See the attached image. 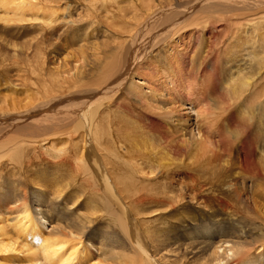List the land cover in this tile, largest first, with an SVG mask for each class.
Here are the masks:
<instances>
[{"label": "bare ground", "instance_id": "6f19581e", "mask_svg": "<svg viewBox=\"0 0 264 264\" xmlns=\"http://www.w3.org/2000/svg\"><path fill=\"white\" fill-rule=\"evenodd\" d=\"M9 9L36 23L13 53L0 44V208L15 206L0 252L23 240L22 264H96L88 232L111 239V264H189L162 250L187 237L193 264H264V0H0ZM184 163L200 177L180 180ZM125 219L126 244L108 232Z\"/></svg>", "mask_w": 264, "mask_h": 264}, {"label": "rangeland", "instance_id": "374dc122", "mask_svg": "<svg viewBox=\"0 0 264 264\" xmlns=\"http://www.w3.org/2000/svg\"><path fill=\"white\" fill-rule=\"evenodd\" d=\"M40 6V5H39ZM38 6V7H39ZM78 9L79 8H81L82 6H79V5H75ZM41 9V8H40ZM78 9H76V8H72V9H70V10H68V11H65L63 8H60V15L61 16H63L64 17V19H68L70 16L72 17V18H75L74 17V13H76L77 11H78ZM42 11H45V9H41ZM11 10L9 9L7 12H6V14H0V18H2L1 20H0V44H1V48L3 49V51H7V53L8 54H11V53H13V51L14 50H18V48H13V46H11V43H13V44H16V45H18L19 47H20V45H25V37H23V36H28L27 34H28V32L27 31H23V30H20L19 31V28H21V29H24V28H26V29H33V27L31 26H29L30 24H35L36 22H21L20 20L22 19V18H26V19H28V17L29 18H31L30 16H29V13H30V9H24L23 11H21V12H18V14L17 15H14V13L13 12H10ZM79 12H80V9H79ZM28 13V14H27ZM23 14V15H22ZM26 14V15H25ZM20 18V19H19ZM38 23V22H37ZM5 25V26H4ZM2 27H6V30L5 29H3ZM28 27V28H27ZM18 28V29H17ZM6 31H7V33H6ZM18 31V32H17ZM14 32H16V33H14ZM15 34V35H14ZM12 36H14V37H11ZM19 37V38H18ZM24 38V39H20V38ZM29 37V36H28ZM3 39V40H2ZM3 41H4V43H3ZM20 49V48H19ZM13 73V72H12ZM16 73H13V80L15 81V83L16 84H20L21 83V81L20 80H22L21 79V77H17V75H15ZM21 75H23V73H20ZM20 75V76H21ZM25 76V75H24ZM0 80H2V79H0ZM18 80V81H17ZM1 90V93L2 94H6V89H7V87L5 88V87H1L0 88ZM189 114V113H188ZM191 119V118H190ZM195 134H196V132H195ZM152 157H154V158H157V156H152ZM188 162L190 161V159H188L187 160ZM126 167V166H125ZM179 167H181V168H179V172H181V173H179V175L177 176L180 180L182 179V178H184L185 177V173H190V174H192V175H197V177H200V171L198 170V171H191V167H190V164L188 165L187 163H184V164H182V165H180ZM7 171V170H6ZM6 171L5 170H0V185L2 184V185H5V186H7V185H10V181L12 180L11 179V177L10 178H8L7 177V174H6ZM184 172V173H183ZM187 173V174H188ZM200 174V175H199ZM28 179L30 180V186H29V190H28V197H29V203H30V206L32 207V206H34L35 207V205H34V203H33V200H34V198H33V194L36 192V190L38 189L37 187V183H39V181H37L36 179H35V173H30L28 176ZM43 179V178H42ZM186 182V181H185ZM34 185H35V187H34ZM246 185H247V188H248V191H245V195H243V198H242V200H243V203L245 204V206L247 207V209L252 213V210H253V208H252V202L250 201V199H249V194H250V192H251V190H253V188H254V183L252 182H247L246 183ZM175 188H176V190L177 191H179L180 190V188H178V187H180V186H177V184H176V182H175V186H174ZM30 192V193H29ZM248 192V193H247ZM244 193V192H243ZM242 193V194H243ZM5 195V194H4ZM4 195L3 194H1V197H4ZM7 197H10V196H12V194L10 193V195H9V193L6 195ZM187 200H189L190 198H186ZM195 203V202H194ZM4 206H3V209H1L0 208V213H2V212H6V213H9L10 212V210H7V208H9V209H14L15 208V206L13 205V204H10V205H8V206H6V204H3ZM186 207V206H185ZM184 208V207H183ZM182 208V209H183ZM114 209V211H115V213H116V210H115V208H113ZM205 210H207V208L205 207L204 208ZM246 209V210H247ZM4 210V211H3ZM34 210V213L35 214H37V213H44V214H46V215H48L49 213H51V211H49L48 212V208L46 209V208H44V211H36V209L34 208L33 209ZM47 210V211H46ZM249 213V212H248ZM50 216L48 217V219H44L43 221H45V223H46V227L47 228H45V231H46V235H50V236H53L54 235V237L56 236V237H58V238H60L61 237V232H60V230H61V228H63L62 227V223H60V221H58V220H56V219H54V217L55 216H53L52 217V219H51V216H52V213L51 214H49ZM53 215H55V214H53ZM244 215V214H243ZM246 215V214H245ZM42 217V216H41ZM187 217H188V215H187ZM11 218V217H10ZM51 219V220H50ZM253 219V218H252ZM56 220V221H55ZM179 220V219H178ZM197 221L198 222H200V225H199V223H197L199 226H201V223H202V221H201V218H198L197 219ZM56 222V223H55ZM129 223V220L127 221L126 219L124 220V221H122V225L123 226H121L120 228H121V230H119V228H114V230H111V229H109L110 231H108L110 234H111V232H112V234L113 235H118L120 238L119 239H121V241H119V242H124L125 244H126V241L125 240H129L130 239V237H129V234H128V232L130 231L129 230V228H128V226H127V224ZM198 226V227H199ZM198 227H196V228H198ZM56 230V231H55ZM94 230V229H93ZM87 232V231H86ZM109 234V235H110ZM9 235H10V233H9ZM84 242H85V245H93V246H95L94 248H93V255H91L92 256V262L93 263H96V264H111L112 262H111V252H112V250H111V239L110 240H105L106 242H104V243H102L103 244V246H101L100 244H98V240H97V237L96 236H92L90 233H85L84 234ZM178 238V237H177ZM123 239V240H122ZM180 239V240H179ZM196 238H194V237H187V238H178V240L179 241H174L173 242V244H166V247L165 248H163L162 250H168L169 252H171L170 251V249H173V251L174 250H176V253H179V257H180V260L179 261H188V262H190L189 264H193L194 263V260H197V261H199V259L198 258H194L193 257V255L191 254V252H190V250H189V245L190 244H192L194 241H196L195 240ZM3 240H6V237H1L0 236V242H2ZM95 241V242H94ZM23 242V240L21 241V240H18L17 241V244H16V247H18V248H16L17 249V251L18 252H22L21 254L20 253H6V252H0V264H5V263H3L4 261H3V259H5V258H9V257H13L14 255L16 256V258L18 257V259L20 260L18 263H21L22 264V262H21V260L23 261V260H25V254H26V252H24V250L25 249H23L22 248V246L20 245L21 243ZM231 246L232 244L231 243H224V246L226 245V246ZM107 247H106V246ZM171 245V246H170ZM103 247V248H102ZM146 248V251H148L149 252V247L148 246H146L145 247ZM178 249H179V252H177L178 251ZM162 250H160V252H162ZM14 256V257H15ZM197 257V256H196ZM135 258H137V260H136V263L137 264H139L140 263V259H142V260H146V256L145 257H138V256H136ZM151 258H154L155 260H160L159 259V257H158V255L157 254H151ZM169 259H171V255L169 256ZM149 260V259H148ZM151 261V260H150ZM161 261L162 262H164L163 261V258L161 259ZM141 264V263H140ZM146 264V263H145Z\"/></svg>", "mask_w": 264, "mask_h": 264}]
</instances>
